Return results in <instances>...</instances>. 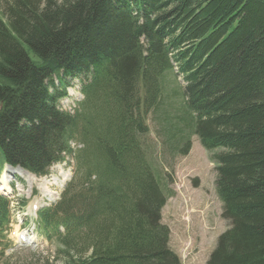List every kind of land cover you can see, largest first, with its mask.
<instances>
[{"label": "trees", "instance_id": "obj_1", "mask_svg": "<svg viewBox=\"0 0 264 264\" xmlns=\"http://www.w3.org/2000/svg\"><path fill=\"white\" fill-rule=\"evenodd\" d=\"M69 76L82 84L73 115L53 83ZM0 102L2 163L36 176L75 163L38 212L55 245L44 263L180 264L159 225L173 192L151 123L164 161L192 136L219 151L229 228L206 264H264V0H0ZM9 222L0 195V259Z\"/></svg>", "mask_w": 264, "mask_h": 264}, {"label": "rangeland", "instance_id": "obj_2", "mask_svg": "<svg viewBox=\"0 0 264 264\" xmlns=\"http://www.w3.org/2000/svg\"><path fill=\"white\" fill-rule=\"evenodd\" d=\"M178 83H184L178 78ZM57 87L59 84L55 81ZM67 96L58 102L61 110L72 112L82 100L81 82L65 78ZM172 88V84H170ZM63 91V87L59 88ZM150 142L155 141L153 163L164 174L167 188L173 192L160 212L159 225L167 232V248L178 258L180 264H206L215 250L218 238L229 228L222 217L221 203L215 191L216 164L196 137H192L191 150L187 156L165 161L161 157L160 145L150 124ZM73 148L76 146L73 144ZM2 158L0 154V164ZM74 162L66 158L63 163L51 167L44 178H29L1 168L0 178L6 177L8 198L12 202L13 227L11 228L10 249L4 251L3 264H46L54 259L55 245H48L38 232L36 212L42 207L54 205L61 196L64 186L73 174ZM20 177H19V176ZM49 197V199H48ZM35 229V230H34ZM35 236L34 244H22L18 236ZM44 260V261H43ZM59 264V263H58Z\"/></svg>", "mask_w": 264, "mask_h": 264}, {"label": "bare ground", "instance_id": "obj_3", "mask_svg": "<svg viewBox=\"0 0 264 264\" xmlns=\"http://www.w3.org/2000/svg\"><path fill=\"white\" fill-rule=\"evenodd\" d=\"M57 107L59 108L58 102H57ZM7 172H12V173H15V174H19L20 176L27 175L29 178H32V176L30 174H28V173H26V172H24V171H22L20 169H12V168L7 167L6 168V173ZM5 185H7L6 184V177H5V174H3L1 179H0V186H1L3 191H5L7 189V187ZM48 199H49V197H48Z\"/></svg>", "mask_w": 264, "mask_h": 264}, {"label": "water", "instance_id": "obj_4", "mask_svg": "<svg viewBox=\"0 0 264 264\" xmlns=\"http://www.w3.org/2000/svg\"><path fill=\"white\" fill-rule=\"evenodd\" d=\"M1 108H2V103L0 102V110H1Z\"/></svg>", "mask_w": 264, "mask_h": 264}]
</instances>
